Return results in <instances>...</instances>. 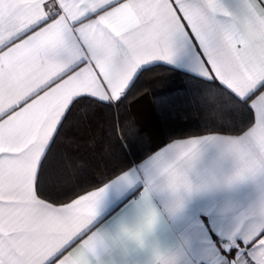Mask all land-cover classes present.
<instances>
[{"label":"snow or ice","instance_id":"obj_1","mask_svg":"<svg viewBox=\"0 0 264 264\" xmlns=\"http://www.w3.org/2000/svg\"><path fill=\"white\" fill-rule=\"evenodd\" d=\"M205 2L212 13L232 15L222 0ZM203 21L186 0H0V264H90L97 239L92 221L113 180L49 192L48 153L76 105L118 108L140 68L171 62L177 34L204 52L202 71L214 85L208 99L221 112L219 121L245 122L236 131L213 129L178 143L179 159L190 160L204 142L222 141L241 163L230 183L264 169V0H241L222 51L207 48ZM225 95L230 103L219 106ZM121 129L123 141L134 123ZM249 143L258 148L250 158ZM154 163L158 176L138 206H154L153 187L167 190L177 233L185 227V202L199 189L177 164L160 157ZM114 180L132 183L133 176L124 170ZM204 239L215 246L214 264H264V218L229 232L210 212L201 214L184 242L195 247ZM157 264H169V253L160 249Z\"/></svg>","mask_w":264,"mask_h":264},{"label":"crops","instance_id":"obj_2","mask_svg":"<svg viewBox=\"0 0 264 264\" xmlns=\"http://www.w3.org/2000/svg\"><path fill=\"white\" fill-rule=\"evenodd\" d=\"M222 2L232 15L212 13L205 0H186L204 18L201 31L205 44L216 52L226 47L227 36L234 27V17L240 14L241 0ZM172 50L171 62L156 59L151 64H166L205 79L201 63L204 52L199 44L194 46L184 35L177 34L173 38ZM208 134L173 139L153 150L127 169L133 176L132 183L118 182L114 177L110 179L113 183L108 185L98 201L92 221V233L97 239L89 253L90 264H157L160 249L169 253V264H214L211 252L215 246L209 239L200 241L195 247L184 242L190 237L192 223L201 214L210 212L229 232L264 218V169L230 183L241 163L222 141L204 142L190 160L179 159L178 143L202 139ZM229 138L235 137H225ZM245 154L249 158L254 157L258 155V148L249 143L245 145ZM157 157L162 158L165 164H177L199 189L186 200L183 210L185 227L177 233V211L173 210V196L167 190L153 187L154 206L150 209L138 206L149 181L158 176L159 166L154 163Z\"/></svg>","mask_w":264,"mask_h":264},{"label":"trees","instance_id":"obj_3","mask_svg":"<svg viewBox=\"0 0 264 264\" xmlns=\"http://www.w3.org/2000/svg\"><path fill=\"white\" fill-rule=\"evenodd\" d=\"M210 88L214 85L206 79L155 63L137 72L118 108L89 101L76 105L48 153L46 190L63 193L100 186L170 140L243 128L244 121H219L221 112L209 103ZM229 103L225 95L219 106ZM131 123L133 134L121 141L127 135L121 124Z\"/></svg>","mask_w":264,"mask_h":264}]
</instances>
